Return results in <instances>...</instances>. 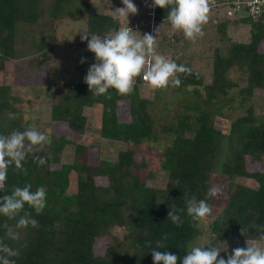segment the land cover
Listing matches in <instances>:
<instances>
[{
	"label": "trees",
	"instance_id": "16d2710c",
	"mask_svg": "<svg viewBox=\"0 0 264 264\" xmlns=\"http://www.w3.org/2000/svg\"><path fill=\"white\" fill-rule=\"evenodd\" d=\"M234 1L209 0L210 10L215 8L231 16L232 22H249L248 41H232L224 53L216 47L208 81L186 65L193 74H181L182 84L173 91L188 94V99L173 108L172 121L158 124L153 98L141 93V84L145 82L141 77L136 78L130 95H119L110 89V98L94 96L82 81H59L46 86L51 121L62 122L70 131L83 136L91 127L85 109L99 105V137L126 143L127 147L118 150L114 159L102 156L92 164L85 140L75 141L65 133L53 132L49 134L51 143L43 151L27 156V175L9 168L6 188L0 196L29 183L32 191L39 186L47 189V204L41 214L25 205L40 227L20 229L19 240L10 239L3 227L7 223L16 231V221L0 216V240L20 249V256L12 258L16 264H153L145 243H154L164 233L170 234L168 247L160 250L182 258L199 235L201 220L194 221L185 211L180 213L183 223L178 227L167 218L168 211L173 206L186 209L184 192L198 200L205 199L208 188L213 186L212 174L218 168L226 182L222 193L225 202L216 215H209V244L219 247L222 242L234 240L245 244L258 237L257 226L264 225V169L248 171L247 165L264 159V116L257 113L254 98L256 90H264V51L260 50L264 23L260 18H235L224 12ZM74 4V15L84 13L85 29L90 33L103 36L120 28V22L114 21L112 15L91 11L90 0H0V72L15 73L9 69L10 63L24 56L18 47L19 39L30 40L36 57L48 59L47 50L51 52L53 46L37 36L48 30L46 22L52 27L53 20L70 13ZM167 11L153 8V20H166ZM230 21L216 23L220 35L226 34ZM165 38L169 42L171 36ZM175 62L181 64L178 57ZM13 66L18 69L16 64ZM231 71L245 76V85L236 90L238 101L234 96L227 97L229 91L238 87ZM13 88L11 83L0 85V134L29 127L22 122L21 109L15 107L21 99L13 94ZM120 103L126 104L127 118L122 119L119 114ZM236 107L240 113L230 120L228 132H222L215 125L216 117H225L226 109ZM9 113L16 118H9ZM160 137L166 143L159 154L158 169L165 173V180H159L149 159L138 154L144 143L159 142ZM67 147H72L73 158L63 161ZM33 155L46 156L47 163L38 166ZM237 177L251 178L257 187L238 183ZM207 199L211 206L212 198ZM117 227L124 232L123 237L112 235V243L102 255H96L95 239ZM25 242L28 247L22 248ZM220 256L227 258L221 253ZM177 264H181L180 260Z\"/></svg>",
	"mask_w": 264,
	"mask_h": 264
},
{
	"label": "rangeland",
	"instance_id": "374dc122",
	"mask_svg": "<svg viewBox=\"0 0 264 264\" xmlns=\"http://www.w3.org/2000/svg\"><path fill=\"white\" fill-rule=\"evenodd\" d=\"M90 10L102 14H110L117 7H123L121 0H91ZM137 6L138 13L136 15L129 14L128 24L124 19L119 20L120 26H129L133 31V35L137 38L140 34L152 33L155 35L157 48V54L163 55L166 58L176 61L177 57L179 62L184 65H188L200 74H202L205 80H209L212 70V57L216 47H219L222 53L228 50L229 44L232 41L246 42L250 36V23L247 21L232 22L231 16L225 15L223 12H219L215 8L210 10L208 22L203 25V35L198 36L194 42L186 40L181 31H174L168 20L163 22H156L155 28L150 27V20H153L152 14L147 10L150 8L151 0H132ZM215 2V1H214ZM213 2V3H214ZM116 6L114 9H108L107 6ZM74 6H72L70 13H64L62 18L54 19L53 26L46 22V28L40 33L37 38L39 40L45 39L50 46H53L52 51L47 50L49 55L48 59H39L36 57L35 47L30 45V40L19 39L18 47L21 49V55L23 58L10 63V70H14L15 73H2L0 72V85L4 83L14 84L13 94L21 99L15 105L18 110L21 111L20 116L22 122H27L29 127L35 125L40 131L45 132L47 135L50 133H56L66 135L73 138L75 141H84L89 146L88 161L90 163H96L98 158L114 159L118 150L125 149L126 143L115 142L105 140L99 137L98 129L100 125L101 110L99 105L85 109L91 127L86 131L83 136H78L74 132L70 131L62 122H53L50 120V100L46 98L45 88L48 85H52L59 81L63 82H75L82 81L86 75L88 67L94 62V54L87 50V42L81 44L80 31L85 29V16L84 13L80 15H74ZM213 8V7H212ZM48 9V6L46 10ZM230 8H226L224 12L228 14ZM233 16L238 18L242 12H233L230 9ZM229 15V14H228ZM231 20L228 24L226 34L223 36L216 30V23L222 20ZM181 34V35H180ZM165 36H171L169 42L166 41ZM260 50L264 51V43L260 45ZM81 58H84V63H78ZM18 69H14L15 65ZM231 77L238 82V87L229 91L227 97H236L238 101L237 89L245 85V76L241 75L237 71H231ZM141 93L146 97L153 98L154 101V113L158 120V124L163 122H169L174 119L173 108L178 103L187 101L188 94L178 93L174 90V86L171 84L167 89L152 90L150 86L143 82L141 84ZM191 90V87L188 88ZM255 107L258 114L264 116V90H256L254 94ZM236 101V104H237ZM126 104L120 103L119 114L122 119L127 118ZM240 113V109L236 107L233 110L226 109L225 117H216L215 125L222 132L227 133L230 120L236 117ZM159 142H147L144 143L138 150L139 155H145L149 159L150 168L155 172L159 180H165V173L158 169L159 154L165 145V140L160 137ZM72 147H67L63 152V161H70L73 158ZM220 158V162H221ZM248 171L264 169V159L259 162L249 163L247 165ZM236 182L248 185L251 187H257V183L248 177H237ZM100 182H105L100 181ZM212 183L221 189L218 198H212V213L216 215L219 208L225 202L224 193L226 182H223L219 168L212 174ZM212 218L209 216L200 221V233L194 239L193 245H206L209 244L210 235L208 230V223ZM205 220V221H204ZM112 235L122 238L124 232L117 228L111 230L110 234L98 237L93 244V251L96 255H102L105 249L110 243H112ZM241 240H234V242L227 243L222 242L219 248L223 249L226 246V252L231 253L232 249L236 247H245V244L240 243ZM242 245V246H241ZM207 247V245H206ZM225 251H221V254L226 255Z\"/></svg>",
	"mask_w": 264,
	"mask_h": 264
},
{
	"label": "clouds",
	"instance_id": "9594fccd",
	"mask_svg": "<svg viewBox=\"0 0 264 264\" xmlns=\"http://www.w3.org/2000/svg\"><path fill=\"white\" fill-rule=\"evenodd\" d=\"M123 7H117L112 12V19H124L128 24V16L138 13L137 6L132 0H121ZM151 8L167 9V20L174 31H181L186 40L194 42L203 35V25L208 22L209 0H152ZM129 27L111 29L101 36L90 33L87 29L80 31L81 41L87 42V50L94 54V62L88 67L83 77L84 83L94 96H108L109 90L114 89L119 95H130L134 91L136 78L141 77L152 90L167 89L171 84L179 87L182 84L181 74L185 77L193 74L192 69L184 64H177L163 55L157 54V42L152 33L140 34L137 38ZM84 63V58H81ZM15 119L14 113L8 114ZM51 143V138L35 125L25 130H12L8 134H0V192L6 188L8 170L27 175L24 161L30 153L43 151ZM33 161L38 166L47 163L46 156L33 155ZM178 184L179 181L177 180ZM32 185L15 186L10 194L0 196V216L15 220L14 231L7 223V235L12 240L20 239V229L29 226L39 228V221L25 210L27 204L37 215L41 214L47 204V189L39 186L32 191ZM221 189L218 186L208 188L205 199H197L195 195L183 193L185 208L172 207L167 218L178 227L183 223L180 213L191 217L194 221L207 218L212 213V207L207 198H218ZM160 201L159 203H162ZM21 213H23L21 215ZM18 218V219H17ZM258 227V237L246 241L245 247H236L231 253L226 247L221 249L211 244L189 245L186 255L182 258L169 251H161L168 247L169 233L162 234L154 243L147 241L145 246L151 251L153 264H264V225ZM241 234L243 231L241 230ZM22 248H27L25 242ZM221 251L226 257L220 256ZM20 249L10 247L0 240V264H16L12 258L20 256Z\"/></svg>",
	"mask_w": 264,
	"mask_h": 264
},
{
	"label": "built area",
	"instance_id": "2783aa9c",
	"mask_svg": "<svg viewBox=\"0 0 264 264\" xmlns=\"http://www.w3.org/2000/svg\"><path fill=\"white\" fill-rule=\"evenodd\" d=\"M229 8L233 12H242L241 15L249 16L252 19L260 18L264 23V0H236ZM230 9L227 10L229 15L232 14Z\"/></svg>",
	"mask_w": 264,
	"mask_h": 264
},
{
	"label": "crops",
	"instance_id": "0c3cea01",
	"mask_svg": "<svg viewBox=\"0 0 264 264\" xmlns=\"http://www.w3.org/2000/svg\"><path fill=\"white\" fill-rule=\"evenodd\" d=\"M151 3H152V0H151L150 4ZM90 4H92V1L91 0H90ZM107 7H108V9H114V7H116V6L115 5L114 6L112 5V6H107ZM152 11H153V8H151V7L147 10V12L148 13H151V14H152ZM160 22H163V21H158V23H160ZM152 26L155 28V26H157V25H156V22L155 21L154 22L153 21L151 22V20H150V27H152ZM120 27H122V26H120ZM124 27H129V26L126 25Z\"/></svg>",
	"mask_w": 264,
	"mask_h": 264
}]
</instances>
